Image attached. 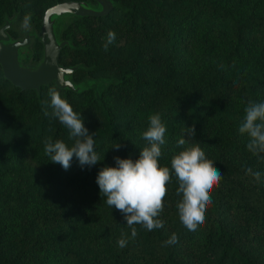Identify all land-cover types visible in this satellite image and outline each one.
I'll return each instance as SVG.
<instances>
[{
    "label": "trees",
    "instance_id": "1",
    "mask_svg": "<svg viewBox=\"0 0 264 264\" xmlns=\"http://www.w3.org/2000/svg\"><path fill=\"white\" fill-rule=\"evenodd\" d=\"M67 1L87 0H0V25L31 13L40 29L45 12ZM111 1L107 16L58 21L70 42L60 62L77 68L76 90L21 91L0 67V264H264V153L249 152L239 131L248 104L264 102V0ZM109 31L116 39L105 51ZM33 50L38 63L42 43ZM53 87L98 132L100 163L82 168L74 156L65 170L45 154L46 138L75 142L51 114ZM154 114L167 128L160 167L171 169L184 150L177 140L194 126L185 147L199 144L223 176L197 233L181 224L173 176L164 227L135 225L133 239L96 179L114 157L139 159ZM173 233L179 242L165 244Z\"/></svg>",
    "mask_w": 264,
    "mask_h": 264
},
{
    "label": "clouds",
    "instance_id": "2",
    "mask_svg": "<svg viewBox=\"0 0 264 264\" xmlns=\"http://www.w3.org/2000/svg\"><path fill=\"white\" fill-rule=\"evenodd\" d=\"M31 13L24 16L22 27L31 28ZM116 34L109 31L104 44V50L114 43ZM48 95L51 98L50 107L52 116L69 130V139H74V145L69 148L65 142L46 138L45 154L50 157L53 164L61 165L65 170L71 166L75 156L81 167L94 166L101 162L99 154L95 151L94 137L98 133H89L85 127L82 114L75 112L72 106L61 97L55 87L50 88ZM47 114V113H46ZM99 131V130H98ZM167 128L159 114L149 117V127L143 132L148 146L140 150L139 159H122L114 157L116 167H104L97 176L102 198L106 204L118 210L131 229V236H137L140 225L148 231L163 228L164 223L158 219L164 208V198L167 195V185L173 176L178 181L179 187L176 194L182 196L177 204L181 224L191 233H197L205 223V215L212 204V193L219 185L223 174L214 167V162L207 159L205 152L199 144L185 147L188 138L196 136L195 127H185L182 136L177 140V147L184 148L175 154L169 167H160L158 160L162 156L161 146L166 143ZM241 134H247V149L253 155L264 153V102H250L245 108L244 120L239 127ZM121 144L113 149L119 150ZM249 174L257 180L260 173ZM179 237L173 233L165 244H177ZM120 248L128 244L127 238L117 241Z\"/></svg>",
    "mask_w": 264,
    "mask_h": 264
},
{
    "label": "water",
    "instance_id": "3",
    "mask_svg": "<svg viewBox=\"0 0 264 264\" xmlns=\"http://www.w3.org/2000/svg\"><path fill=\"white\" fill-rule=\"evenodd\" d=\"M113 8L111 0L58 3L45 12L40 35L25 33L23 38H14L10 34L11 30L15 31L16 19L5 21L0 25V67L5 79L21 91H39L41 87L53 83L60 89L76 90L72 77L77 68L65 67L60 62L62 52L70 42L57 31L58 21H61L62 27H66L74 18L104 17ZM36 42L43 45L42 59L34 67L26 66V61L33 60V45Z\"/></svg>",
    "mask_w": 264,
    "mask_h": 264
},
{
    "label": "rangeland",
    "instance_id": "4",
    "mask_svg": "<svg viewBox=\"0 0 264 264\" xmlns=\"http://www.w3.org/2000/svg\"><path fill=\"white\" fill-rule=\"evenodd\" d=\"M14 33L16 34V37H14L12 34V37L14 38H18V37H24L25 36V33H32V32H35L38 36L40 35V31H41V28L38 29L36 28L34 25L31 26L30 30H25L23 27H22V24L20 22H16L15 25H14ZM34 42V38H32V43ZM34 46V45H33ZM29 48V51L31 50L30 47ZM32 51V50H31ZM30 53V52H29ZM26 66H29V67H34L35 64H37L36 62H34L33 60H28L25 62ZM107 85V81L106 82H102L100 83V87H104Z\"/></svg>",
    "mask_w": 264,
    "mask_h": 264
}]
</instances>
